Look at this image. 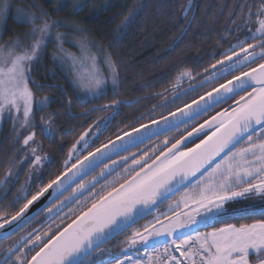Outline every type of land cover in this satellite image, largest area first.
<instances>
[{
  "label": "snow or ice",
  "instance_id": "snow-or-ice-1",
  "mask_svg": "<svg viewBox=\"0 0 264 264\" xmlns=\"http://www.w3.org/2000/svg\"><path fill=\"white\" fill-rule=\"evenodd\" d=\"M10 7L0 0L5 21ZM32 7L37 10L16 9L18 22L29 28L26 39L0 43V120L7 114L14 132L35 127L29 82L37 89L50 86L35 83L32 62L63 26ZM190 9L186 6L185 19ZM230 22L235 27L227 32L234 42L223 38L230 46L214 53L203 73L181 72L174 87L187 78L186 89L170 98L167 89L157 93L160 104L105 141L100 138L121 108L139 101L120 99L115 87L108 99V78L96 69L95 57L79 61L75 87L93 98L81 102L108 100L81 115L110 114L96 117L78 134L58 168L34 147L24 161H7L0 177V264H264V221L200 231L210 226V218L226 214L230 202L251 197L264 202V0H240ZM55 39L62 37L57 33ZM107 63L116 86L115 62ZM47 100L39 101L40 110ZM67 103L71 116L72 100ZM157 108L162 109L158 117L152 115ZM45 132L55 143L52 128ZM35 135L25 136L23 144L34 142ZM26 162L29 175L9 200ZM50 165L55 172L41 180L37 174ZM177 192L184 194L170 202ZM42 197L48 206L30 215Z\"/></svg>",
  "mask_w": 264,
  "mask_h": 264
},
{
  "label": "trees",
  "instance_id": "trees-1",
  "mask_svg": "<svg viewBox=\"0 0 264 264\" xmlns=\"http://www.w3.org/2000/svg\"><path fill=\"white\" fill-rule=\"evenodd\" d=\"M37 1L53 19L75 17L79 24L103 45L115 62L119 74V98L130 102L139 101L133 103L132 107L121 108L120 116L116 117L112 129L105 132L101 141L113 137L117 129L123 128L139 113H148L153 104H160L161 100L157 98V93H165L167 89V96L170 98L176 92L186 89L191 83L189 80L183 86L179 84V87H174L181 72L192 70L193 75L197 72L203 73V69L213 62L212 55L230 46L223 38L234 42V38L228 35L227 30L235 27V24L230 22V17L240 2V0H144L145 7L121 33L118 28L130 13L135 11L141 0H110L107 4L93 0L75 15L69 7L59 8L53 0ZM190 2H193V5L187 12L188 18L185 19L184 12ZM252 2L253 0H248V3ZM27 29L28 26L18 24L10 17L4 29L3 41L13 39ZM200 78L198 76L197 80ZM32 79L36 84L50 86L37 89L35 84L29 82L36 96L51 99L46 110L35 113L33 129L36 137L42 142L44 151L53 158V164L58 168L63 162L68 146L78 134L96 117L110 114L97 112L84 117L81 114L86 107L103 104L108 100L93 101L91 105L82 103L71 80L52 62L50 50L43 65L34 69ZM111 98L113 93L110 92L108 99ZM69 99L72 100L71 116L68 115ZM170 107L174 108L175 105ZM160 111L162 109L157 108L152 115L158 117ZM41 117L52 122L50 124L55 143L47 138ZM202 120L203 118L200 122ZM17 132H14L12 120L4 121L0 134V177L4 176L8 168L7 161L20 159L22 138L17 142ZM171 135L175 136L176 133H169V137ZM59 146H63L62 151L58 150ZM55 170L56 168L51 165L48 166L45 169L44 181ZM24 175L10 188L9 200L16 195ZM35 190L36 187L33 191ZM260 221H264V211L227 216L202 230L210 231L214 227H223L226 224L239 226ZM33 224L40 227L36 220ZM31 227L32 225L26 226L24 232L29 231ZM44 231H47V228Z\"/></svg>",
  "mask_w": 264,
  "mask_h": 264
},
{
  "label": "rangeland",
  "instance_id": "rangeland-1",
  "mask_svg": "<svg viewBox=\"0 0 264 264\" xmlns=\"http://www.w3.org/2000/svg\"><path fill=\"white\" fill-rule=\"evenodd\" d=\"M56 5L59 8L63 7H69L72 11L73 14L75 15L78 13L82 7H84L87 3L93 1V0H53ZM102 4H107L110 0H100ZM7 4H9L10 10L7 14V19L5 21L3 16H0V43H5L3 41V33L4 29L6 26L7 21L9 20L10 17H12L18 24H22L18 22L17 16H16V9L20 7H25L28 10L36 11L37 9L34 8L35 10L31 9L33 8V5H36L37 8L45 10L40 3L37 0H5ZM188 5H193V2H190ZM139 6L140 10L137 11V8L133 13H135L134 16H132L131 20H124V22L121 24V26L118 28L119 32L123 33L128 25L131 23V21L136 17V15L142 11V9L145 7V1L141 0L139 1L137 7ZM52 18V17H51ZM52 20H58L63 22V26L58 28L55 32L52 34V38L50 41L46 44V46L42 47L38 54V59L34 60L32 62V71H31V76L33 74L34 69L37 66H41L44 63L45 56L50 50L51 53V60L54 63L56 67H58L72 82L73 87L76 89V91L79 94V97L81 98L82 101L85 100H92V96L90 93L86 94L85 90L83 88H78L75 87L74 81L77 80V72L79 71V61L83 58H86L87 56L91 55L95 57V67L98 71H100L105 78H108V84L106 91L107 93H113V88H116V91H118L119 87V80L117 82V85L114 86L111 83V68L107 61L110 59L111 61L112 58L108 54V52L105 50L103 45L99 43L90 33H88L77 21L75 17H63L59 19H53ZM25 25V24H23ZM27 26V25H26ZM29 31V28L22 34L17 35L13 39L20 38V39H26L24 34ZM57 33H59L62 37L61 41H57L55 39ZM89 65L92 64V61H87ZM74 64H75V70H74ZM188 81L187 78L184 79L183 82L180 83V85H185V83ZM30 87V86H29ZM44 97H38L34 94V112L32 116V122L34 123V115L36 112L43 111L46 109L40 110V104L39 101L43 100ZM51 99L48 97L47 104L49 106ZM109 115V114H108ZM42 118V117H41ZM44 119H41V122L43 123L44 130L46 127H51V124H46L45 123V117ZM5 120H10L7 117V114H5L4 118L0 120V134L2 131L3 123ZM19 133H22L17 136V140L22 138V144H21V149L19 152L20 159L18 161H24L25 157H30V149L31 148H37V151L41 155H48L43 148L42 142L36 137H34V142L30 141L29 145L25 146L23 144V139L25 136L30 134L31 132H35L33 127L30 128H25V129H18ZM46 134V132H45ZM105 134V133H104ZM47 135V134H46ZM104 136V135H103ZM102 136V137H103ZM100 138V140L102 139ZM173 137V135L170 136V138ZM164 138H161L162 140ZM99 143V142H98ZM155 143H159V141H155ZM154 143V144H155ZM50 156V155H48ZM51 157V156H50ZM18 167H21L19 164L17 165ZM46 169V168H45ZM45 169L42 170V172L38 173L37 175L40 177L41 180H44V173ZM23 182L24 183L26 177L29 175V168L27 166V162L23 165L21 172H20V177L23 175ZM19 177V178H20ZM16 184V183H15ZM35 186L33 187V189ZM184 193H180L178 196L174 197L171 199L170 202H175L176 200L180 199V197ZM163 208L167 207V203L162 206ZM227 208H229V211L226 214L210 218L208 221V224H214L216 221L221 220L227 216L231 215H239L243 213H249V212H260L264 211V202H262L259 197H251V198H241L237 201L230 202L228 205H226ZM204 227L202 226L200 228V231L206 232L205 230H202Z\"/></svg>",
  "mask_w": 264,
  "mask_h": 264
},
{
  "label": "water",
  "instance_id": "water-1",
  "mask_svg": "<svg viewBox=\"0 0 264 264\" xmlns=\"http://www.w3.org/2000/svg\"><path fill=\"white\" fill-rule=\"evenodd\" d=\"M154 140H155V139H154ZM154 140H153V141H154ZM134 150H135V149H134ZM180 193H182V192H177L176 195H175L174 197L178 196ZM66 195H67V193H66ZM46 197H47V194H46ZM46 197H42L40 201H38V202H36V203L34 204V206L30 209V215H33V216H34V215L36 214V212H38V211H40L42 208L48 206L49 201H48V199H47ZM174 197H172L171 199H173ZM166 203H167V202H166ZM166 203H165V204H166ZM163 206H164V205H163ZM141 222H142V221H141Z\"/></svg>",
  "mask_w": 264,
  "mask_h": 264
},
{
  "label": "flooded vegetation",
  "instance_id": "flooded-vegetation-1",
  "mask_svg": "<svg viewBox=\"0 0 264 264\" xmlns=\"http://www.w3.org/2000/svg\"><path fill=\"white\" fill-rule=\"evenodd\" d=\"M161 138H164V137H160V139H161ZM155 141H158V140H154L153 142H155ZM134 151H135V150H134ZM121 239H123V237H121Z\"/></svg>",
  "mask_w": 264,
  "mask_h": 264
},
{
  "label": "crops",
  "instance_id": "crops-1",
  "mask_svg": "<svg viewBox=\"0 0 264 264\" xmlns=\"http://www.w3.org/2000/svg\"><path fill=\"white\" fill-rule=\"evenodd\" d=\"M211 231V230H210Z\"/></svg>",
  "mask_w": 264,
  "mask_h": 264
}]
</instances>
